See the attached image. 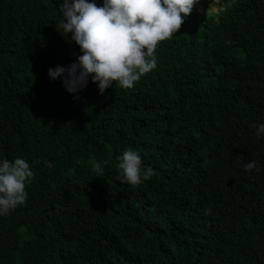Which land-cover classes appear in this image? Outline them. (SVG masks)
I'll list each match as a JSON object with an SVG mask.
<instances>
[{
    "label": "trees",
    "instance_id": "trees-1",
    "mask_svg": "<svg viewBox=\"0 0 264 264\" xmlns=\"http://www.w3.org/2000/svg\"><path fill=\"white\" fill-rule=\"evenodd\" d=\"M62 2L0 0V160L33 171L0 264H264V0H199L133 88L77 99L47 76L80 54ZM127 148L153 170L136 186Z\"/></svg>",
    "mask_w": 264,
    "mask_h": 264
},
{
    "label": "clouds",
    "instance_id": "clouds-1",
    "mask_svg": "<svg viewBox=\"0 0 264 264\" xmlns=\"http://www.w3.org/2000/svg\"><path fill=\"white\" fill-rule=\"evenodd\" d=\"M198 2L102 0L97 4L96 0H63L57 8L59 29L67 34L69 43L78 46L80 54L67 66L49 67L47 76L53 81L59 79L73 99L78 98L89 80L97 85L98 94H104L114 83L131 89L156 68L158 42L181 32L184 19ZM232 4L233 0H225L221 7L230 8ZM256 134L264 136V123L256 125ZM116 160L122 182L130 186L139 185L153 174L152 168L144 165L140 154L131 148L124 149ZM254 167L255 161L244 165L245 171ZM95 171L102 173L103 168L97 164ZM32 177L33 171L25 159L0 160V217L25 203V186ZM236 180L232 176L217 183L228 186Z\"/></svg>",
    "mask_w": 264,
    "mask_h": 264
},
{
    "label": "rangeland",
    "instance_id": "rangeland-1",
    "mask_svg": "<svg viewBox=\"0 0 264 264\" xmlns=\"http://www.w3.org/2000/svg\"><path fill=\"white\" fill-rule=\"evenodd\" d=\"M215 9H213V10H209V13H215Z\"/></svg>",
    "mask_w": 264,
    "mask_h": 264
}]
</instances>
